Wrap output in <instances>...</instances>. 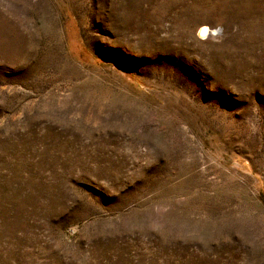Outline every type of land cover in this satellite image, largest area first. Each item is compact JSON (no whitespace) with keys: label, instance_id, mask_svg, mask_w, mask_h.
<instances>
[{"label":"rangeland","instance_id":"1","mask_svg":"<svg viewBox=\"0 0 264 264\" xmlns=\"http://www.w3.org/2000/svg\"><path fill=\"white\" fill-rule=\"evenodd\" d=\"M0 264H264V0H0Z\"/></svg>","mask_w":264,"mask_h":264},{"label":"bare ground","instance_id":"2","mask_svg":"<svg viewBox=\"0 0 264 264\" xmlns=\"http://www.w3.org/2000/svg\"><path fill=\"white\" fill-rule=\"evenodd\" d=\"M208 28L207 27H205V26H203V25H199L198 27H197V32H199V36H202V37H204L205 35H207V33L209 34V32H208ZM211 31V30H210Z\"/></svg>","mask_w":264,"mask_h":264}]
</instances>
